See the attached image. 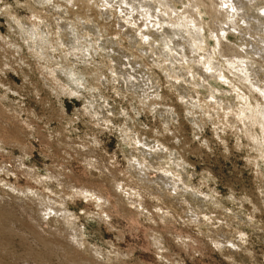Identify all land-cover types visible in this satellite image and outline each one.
Masks as SVG:
<instances>
[{
  "label": "rangeland",
  "instance_id": "374dc122",
  "mask_svg": "<svg viewBox=\"0 0 264 264\" xmlns=\"http://www.w3.org/2000/svg\"><path fill=\"white\" fill-rule=\"evenodd\" d=\"M45 1L0 0V205L8 211H18L19 218L8 216L10 220L14 217L11 221L16 222V228L28 230L33 225L32 208L44 197L55 207L65 205L66 216L70 217L65 219L63 213L47 212L38 206L40 212L34 216L41 217V227L50 232L65 227L66 223L74 225L79 233L78 242L67 231L69 237L64 231L65 235L56 234L55 241H70L74 245L73 255L86 263L264 264V144L262 151L254 146L236 119L241 104L237 94H248L249 82L241 84L216 50L212 54L214 61L224 64L223 70L232 83L210 77V89L207 83L200 85V79L169 78L163 70L165 61L161 64L160 55L156 54L160 33L152 25L146 28L145 16L143 19L138 16L135 27L120 26L118 14H123L125 9L118 7L116 0L99 2L114 7L109 10L110 15H103L104 10L97 6L87 8L82 0ZM168 1L175 14L185 8L192 9L203 24L200 29L203 52L216 49L211 14L214 8L225 5L219 7L213 0H198L194 8L193 0ZM251 18L237 20L236 26L226 31L223 42L233 48L239 45L247 48L252 51L251 57L262 59L264 65V21ZM64 25L76 26L82 36L81 43L84 33H90L99 48L95 50L88 40V50L72 52L68 45L69 28L64 29ZM37 26L47 31L50 41V47L47 45L39 56L33 46L38 40L29 30ZM144 30L145 40L140 36ZM82 46L86 47L83 43ZM59 63L66 64L63 68L75 64L74 69L82 75L98 73L104 78L99 86L93 82L95 77L90 83L97 87L93 95L98 97L100 106L93 109L94 114L108 128L97 129L95 120L86 125L84 121L91 118L78 116L84 111V99L70 94L57 97L53 90H59L55 81L62 83L66 78L61 73L54 80L50 72ZM187 67L194 72L200 70L193 62ZM128 71L129 84L124 79L128 78L125 76ZM258 77L264 89V69ZM106 80L115 82L106 84ZM145 94L150 98L141 104L137 98ZM210 94L222 108L213 103ZM252 94L249 93L252 103H263L259 92ZM121 110L127 114V122L125 116L118 115ZM167 111L171 113L169 119ZM165 124L167 132H164ZM121 125L140 137L139 145L146 144L139 151L151 166L148 181L143 177L136 179L134 172L127 177L122 175L131 149L123 148L120 131L112 130ZM259 129L255 127L254 131L262 138ZM157 132L161 135L157 136ZM96 133H99L96 136L99 148L86 143L87 137ZM160 145L166 151L148 152ZM174 156L185 167L178 168ZM90 159L97 162L96 168L87 167ZM166 169L172 174H167L170 182L162 185L161 174ZM177 176L188 190L180 184L173 185ZM78 187L94 189L95 195L76 193ZM118 187L123 188V193L116 190ZM22 191L31 197L33 193L34 198L22 196ZM14 194L20 199L12 198ZM105 200L107 204L103 203ZM34 227L45 235L41 228ZM1 230L0 264H69L55 249L50 253L54 256L52 261L38 262V255L32 254L29 243L20 235ZM155 239L161 242L156 245ZM33 250H38L37 246Z\"/></svg>",
  "mask_w": 264,
  "mask_h": 264
},
{
  "label": "bare ground",
  "instance_id": "6f19581e",
  "mask_svg": "<svg viewBox=\"0 0 264 264\" xmlns=\"http://www.w3.org/2000/svg\"><path fill=\"white\" fill-rule=\"evenodd\" d=\"M45 1V0H44ZM71 1H80V0H71ZM101 1H113V0H82V2H85L84 5L87 8H91L93 6H97L101 9H103L104 11L102 12L103 15H110V9L114 8L112 6H107L104 5L103 3H99ZM172 1V0H171ZM194 2L191 3V7H194L198 4V0H193ZM222 2H218L216 0H213V2L216 3V5H220L222 6V4L225 5V8L220 7L218 8H214L212 14H211V34H213V38L215 39V48L212 47L210 49H206L207 51L203 52V47H201V45H203L202 43L204 42V40L202 38H200V29L203 28V24L202 21H199V18H196V16L192 13V9H188L185 8L181 13L179 14H175L174 12H172V10H170L173 5H171L169 3L168 0H116V3L118 4V7H121L125 9L124 12H121L123 14H118V19L119 23H121L120 26H123L125 24H131L134 26V24H136L135 22H137V18L138 16H140L142 19L144 18V16L146 17L144 19L145 21V26L146 28H149L150 25L153 26V30L157 31L158 33H160V38H159V43H160V48L158 49V51L156 52L159 53L160 55V59L159 61L162 62L165 61L163 70L165 72V74H167L169 76V78L174 79L175 81H179V80H184L187 78L191 79V80H195V79H200L201 83L200 85H205L206 83L208 84V87L210 89H212V85L210 86V83L208 81V78L210 77H216L217 79L223 81V82H231V79L229 77H227L226 73L223 70L224 64L225 67L232 72V74L237 78V80L243 84L244 81L249 82L248 85V90L249 93L251 95L253 91L255 92H259L260 95H262L263 97V103L260 101H256L255 103H252L251 101V96L249 95V93H241V94H237V96H239L240 100H241V104L240 106H238L239 108V113L237 114V122L241 125V127L244 128L246 134L250 137V139L252 140V144H254V146L258 147L259 150L262 151V144H264V89L260 86L259 82V77L258 74L260 71L263 72L264 69V65L262 64V59L261 60H257L255 58H252V51L246 50L247 48L241 47L240 45L237 46V48H233L230 46H227L226 43L223 42V38L226 37V31L231 29V27H235L236 26V22L237 20L241 19V17L243 19H245L246 17H252L251 19H258L259 22H262V20L264 21V0H247V3H245L243 0H221ZM46 2V1H45ZM49 2V1H48ZM155 2V3H153ZM74 3V2H73ZM83 4V3H82ZM190 5V3H189ZM200 5V4H199ZM162 7L163 9H160L158 7ZM176 6V4H175ZM79 7V6H78ZM90 9V10H91ZM173 9V8H172ZM97 10V9H96ZM129 10V11H128ZM175 10V9H174ZM115 11V10H114ZM176 11V10H175ZM212 11V10H211ZM118 13V12H117ZM128 13V14H127ZM142 13V15H141ZM211 13V12H210ZM80 14V13H79ZM96 14V13H95ZM138 14V15H137ZM173 14V15H171ZM199 14V11H198ZM83 15V14H82ZM117 15V14H116ZM101 16V15H100ZM113 16V15H112ZM131 16V17H130ZM87 17V16H86ZM199 17L201 18V15L199 14ZM86 22H89L88 20L84 19ZM140 20V19H139ZM91 21V20H90ZM94 21V19H93ZM146 21H148V23L146 24ZM257 21V22H258ZM76 22H78L76 20ZM75 22V23H76ZM84 22V21H83ZM73 23V22H72ZM98 23V22H97ZM124 23V24H123ZM204 23V22H203ZM86 27V23L84 22ZM89 24V23H88ZM75 25V24H74ZM77 25V24H76ZM80 25V24H79ZM90 25V24H89ZM82 26V25H81ZM164 26L167 27L166 30H164ZM225 26V27H224ZM250 26V25H249ZM264 26V25H263ZM262 26V27H263ZM66 27L69 28V47L72 50V52H75L74 50H88V46H87V41L89 40L91 43V47L95 48V50H97L99 47L97 46V42L96 40H94L92 38V35L90 33H84V39L82 40L83 45H85L86 47L84 48L82 46L81 43V39L82 36H80L78 34V31L75 27H72L70 25H67ZM64 25V29L66 28ZM135 27V26H134ZM253 27V26H252ZM259 27V26H258ZM251 28V27H250ZM261 28V26H260ZM87 29V27H86ZM133 29V28H132ZM145 29V28H144ZM30 31L33 32L35 39L38 40L37 44L33 45L35 47V49H37L36 54L40 55L43 53L44 49H46L48 42L50 43L49 39H48V34L47 31H43V29L40 26L34 27V28H30ZM28 30V31H29ZM60 30V29H59ZM260 30V29H259ZM98 31V29H97ZM151 31V30H150ZM149 31V32H150ZM26 32V31H25ZM49 32V31H48ZM86 32V31H85ZM92 32V31H90ZM99 32V31H98ZM148 32V33H149ZM153 32V31H152ZM151 32V34H153ZM202 32V30H201ZM58 33V32H57ZM120 33V32H119ZM145 30L144 31H140V36L143 38H145L146 35H144ZM30 33H28L29 36ZM59 34V33H58ZM81 34V33H80ZM31 35V34H30ZM83 35V33L81 34ZM156 35V34H155ZM158 35V34H157ZM33 36V35H32ZM87 38H86V37ZM157 37V36H156ZM203 37V36H202ZM262 37V35H261ZM32 38V37H31ZM30 38V39H31ZM143 38V39H144ZM28 39V40H30ZM35 39L33 41H35ZM140 39V38H139ZM150 39V38H149ZM205 39V38H204ZM145 40V39H144ZM203 40V41H202ZM32 41V43H33ZM63 41V40H61ZM264 41V40H263ZM31 42V40H30ZM143 42V41H142ZM146 42V41H144ZM149 42V41H148ZM52 43V42H51ZM62 43V42H61ZM147 43V42H146ZM145 43V44H146ZM158 43V44H159ZM138 44V43H137ZM140 44V43H139ZM143 44V45H145ZM31 45V44H30ZM51 45V44H50ZM53 45V44H52ZM51 45V46H52ZM96 45V46H94ZM141 45V44H140ZM139 45V46H140ZM49 46V45H48ZM50 47V46H49ZM205 47V46H204ZM235 47V46H234ZM141 48V47H140ZM207 48V47H206ZM257 49V48H256ZM156 50V49H155ZM218 53H221V55H223V61L224 64H217L214 61V58L212 56V54H214V52L216 51ZM80 52V51H79ZM81 53V52H80ZM88 53V52H87ZM260 53V52H259ZM73 54V53H72ZM84 54V53H83ZM38 55V56H39ZM43 55V54H42ZM75 55V54H74ZM82 55V54H81ZM164 58V60H162V58ZM189 62H193L195 64V66L199 67L200 70L198 71H192L189 67H187ZM184 63H186L187 65H184ZM166 64V67H165ZM64 65H66L65 63H59L58 67L52 68V71L50 72L51 75H53V71L55 73V76H57L58 74H63L64 75V71L66 69H70L71 66H67L66 68H63ZM72 65V64H71ZM193 66V64H192ZM194 69V68H193ZM73 73H76L77 71L75 69H71ZM127 71V70H124ZM113 73V72H112ZM129 71L125 74V76H128V78H124L125 81L129 84L130 82V75L128 74ZM115 75L116 72H115ZM65 76V75H64ZM66 81L62 82L61 84H65L68 82L67 77L65 76ZM253 79V80H251ZM133 82V81H132ZM232 83V82H231ZM133 84V83H132ZM152 86V85H151ZM206 86V85H205ZM235 87V86H234ZM141 91H145V89L143 87L140 88ZM147 89V88H146ZM151 90V88H150ZM73 91H75V89L73 88ZM148 91V90H147ZM212 93L214 92V89L211 90ZM148 93V92H147ZM148 96V95H147ZM213 95L210 94V98L212 100ZM218 98V97H217ZM214 99V97H213ZM216 99V97H215ZM213 101V103L215 105H217L219 108L221 107V104H219L217 102V100ZM153 100V99H152ZM210 100V101H211ZM149 102V101H147ZM144 104V103H143ZM146 104V103H145ZM149 105V104H148ZM168 105V104H167ZM230 106V105H229ZM175 107V106H174ZM234 108V107H233ZM173 109V108H172ZM175 113V112H174ZM166 115L169 119V117L171 116L170 111H167ZM164 115V113H163ZM218 115V114H217ZM233 115V114H232ZM215 118V117H214ZM167 118H165V123H168ZM234 119V118H233ZM101 121V120H100ZM231 121V120H230ZM225 124V123H224ZM240 127V126H239ZM255 127H259L263 133V135L261 136L262 138H260L254 131ZM242 128V130H243ZM259 129V130H260ZM257 132V131H256ZM146 138V137H145ZM137 141L139 142L140 137L137 138ZM66 141V140H65ZM148 141V140H147ZM160 142V141H159ZM162 142V141H161ZM153 144V143H151ZM149 144V145H151ZM157 144H159L157 142ZM141 145V143H140ZM146 145L143 143V146ZM156 145V144H155ZM172 148V147H171ZM143 148H141L142 150ZM146 149V148H145ZM144 149V150H145ZM167 149V148H166ZM143 150V151H144ZM149 152V150H148ZM172 152V151H171ZM157 154V153H156ZM155 154V155H156ZM167 154V153H166ZM169 154V153H168ZM173 153H170L171 156ZM157 156V155H156ZM159 156V155H158ZM176 156V155H175ZM174 156V158H175ZM160 157V156H159ZM162 157V156H161ZM159 159V158H158ZM177 158L174 159V163H179L176 160ZM181 159V158H180ZM20 160V159H19ZM92 160V159H90ZM94 160V159H93ZM153 160V159H151ZM109 161V160H108ZM112 162V161H111ZM151 162V161H150ZM107 163V162H106ZM165 163V162H164ZM85 164V163H84ZM166 165V164H165ZM161 166V165H160ZM167 167H171V166H167ZM90 169V168H89ZM107 169V168H106ZM160 169V168H158ZM169 169V168H168ZM172 169V168H171ZM108 170V169H107ZM107 172V171H106ZM108 173V172H107ZM172 174L171 171L169 170H165L163 171V173L161 174L162 179L161 181L164 182L163 184H166V182H168V180H170V177L167 174ZM55 176V175H54ZM174 176V175H173ZM111 178V177H110ZM144 178V177H143ZM158 178V177H157ZM172 178V177H171ZM174 178V177H173ZM141 179V178H140ZM147 179V178H146ZM139 180V179H138ZM157 180V179H156ZM159 180V179H158ZM143 181V179H142ZM146 181V180H145ZM148 181V179H147ZM150 182V181H149ZM170 182V181H169ZM168 182V183H169ZM112 183V182H111ZM120 183V182H119ZM116 184V185H119ZM139 185H144V184H140L139 182H137ZM160 183V184H161ZM167 183V184H168ZM173 185L176 187V185H181L183 186L185 189L184 190H188L186 189V185L182 184V181H176V179H173L172 181ZM5 184V183H4ZM159 184V182H158ZM138 185V186H139ZM123 186V185H122ZM171 186V185H170ZM168 186V187H170ZM144 187L146 188V186L144 185ZM161 187V186H160ZM71 188V187H70ZM77 188V187H74ZM163 188V187H162ZM171 188V187H170ZM178 188L180 189V187L178 186ZM123 189V188H122ZM127 189V188H126ZM125 189V191L127 192V190ZM117 190V189H116ZM129 190V188H128ZM162 190V189H161ZM197 190V189H196ZM29 191V189H28ZM149 191V190H148ZM163 191V190H162ZM175 191V190H174ZM195 191V190H194ZM201 191V190H200ZM7 192V191H6ZM35 192V191H34ZM54 192V191H53ZM76 193H84V194H88L90 193V195H95L94 189L91 188H86L83 190L82 187H78L77 190H75ZM139 192V191H138ZM171 192V190H170ZM178 192V191H177ZM180 192V191H179ZM190 192V191H189ZM197 192V191H196ZM22 194V196L30 198V194L27 191H22L20 192ZM123 193V191H122ZM132 193V192H131ZM6 194V193H5ZM29 194V195H28ZM32 197L34 196L33 193ZM37 194V193H35ZM73 194V193H72ZM113 194H115L113 192ZM127 194V193H126ZM135 194V193H134ZM71 195V194H70ZM77 195V194H76ZM83 195V194H82ZM123 196V194H121ZM125 195V192H124ZM131 194H129L130 196ZM154 195V194H153ZM159 195V194H157ZM175 195V193H174ZM38 196V195H36ZM40 196V194H39ZM48 196V195H47ZM73 196V195H72ZM81 196V194H80ZM128 196V195H127ZM135 196V195H134ZM1 197V196H0ZM14 197L18 199H20L17 194H14V196L12 195V198ZM31 197V198H32ZM51 197V196H50ZM54 197V196H53ZM88 197V195H87ZM101 197V196H100ZM132 197V196H131ZM137 197V195H136ZM159 197V196H158ZM30 198V199H31ZM34 198V197H33ZM36 198V197H35ZM47 198V197H46ZM55 198V197H54ZM97 198L98 197H94ZM103 198V197H101ZM129 198V197H128ZM141 198V197H140ZM176 198V196H175ZM1 199V198H0ZM51 199V198H50ZM61 199V198H60ZM89 199V198H88ZM133 199V198H132ZM16 200V201H17ZM29 200V199H28ZM39 200V199H38ZM37 200V201H38ZM54 200V199H52ZM127 200V199H126ZM136 200V199H135ZM1 201V200H0ZM22 201V199H21ZM35 201V200H34ZM131 201V200H130ZM2 202V201H1ZM6 202V201H5ZM56 202V201H55ZM64 202V201H63ZM96 202V201H95ZM102 202V201H101ZM137 202H139L137 200ZM32 203V202H31ZM135 203V202H134ZM35 204V203H34ZM137 204V203H136ZM10 205V204H9ZM11 206V205H10ZM25 206V205H24ZM43 208V210H47V212H52V213H63V218L68 219L69 217L66 216V209H65V205L62 206H58L57 207H62L61 209L55 207L53 205V203L48 199L45 200L44 197H42L38 204H35V208H32V212L33 214H31V220L34 222L32 223L33 225L28 229V230H20L18 228H16V222L14 224L12 220V218L15 217L19 218V216H16V212L15 211L12 212L11 210L8 211L7 209H5L6 207L1 204L0 205V237H2L3 235V231L1 229H7L9 230V232L15 234V235H20L26 242L29 243V249L31 250L32 254L34 255H38V262H46V261H52L53 260V255H51L50 253H53V250H57L63 261L65 263H69V264H90V263H86L85 261H83V259H77L73 254H75L74 250L72 249V247L74 245L71 246V243H69L70 241L67 242H56L55 241V236H57L59 233L64 234V231L66 232H70V234L72 235L71 239H74L75 242H78V236L79 233L77 232V229H75L74 225H71L66 223L65 227L63 228H57L56 231L50 232L49 230L47 231L46 229L41 227V220L40 218L37 216H34L35 212H40L39 208ZM191 206V205H190ZM189 206V207H190ZM27 207V206H26ZM139 207V206H138ZM15 208V207H14ZM5 209V210H4ZM191 209V208H190ZM13 210V209H12ZM17 210V209H16ZM187 211V209H186ZM193 211V210H192ZM23 212V211H22ZM28 212V211H27ZM44 212V211H42ZM41 212V213H42ZM46 212V213H47ZM194 212V211H193ZM197 212V211H196ZM20 213V212H19ZM24 213V212H23ZM22 213V214H23ZM30 213V212H29ZM51 213V214H52ZM195 213V212H194ZM44 214V213H43ZM50 214V215H51ZM68 214V213H67ZM193 214V213H191ZM45 215V214H44ZM47 215V214H46ZM72 215V214H71ZM8 216H14L11 218V220L9 219ZM23 216V215H22ZM60 216V215H59ZM166 216V215H165ZM180 216V215H179ZM194 216V215H193ZM198 216V215H197ZM62 218V220H64ZM72 218V217H71ZM166 218V217H165ZM73 219V218H72ZM71 219V221H72ZM44 220V218H43ZM70 220V219H69ZM75 220V219H73ZM17 221H21L17 220ZM67 221V220H66ZM185 222V221H184ZM18 223V222H17ZM64 224V222H62ZM62 224V225H63ZM11 226V227H10ZM37 226L38 228H41V232L44 233L45 235H41L37 229H35ZM79 227V226H78ZM22 229V228H21ZM24 229V228H23ZM66 232V234H67ZM74 232V233H73ZM155 233V232H154ZM57 234V235H56ZM65 235V234H64ZM68 235V234H67ZM60 236V235H58ZM66 237V236H65ZM69 237V235L67 236ZM66 237V238H67ZM71 237V236H70ZM62 238L63 235H62ZM155 238V237H154ZM158 238V237H157ZM214 238V237H213ZM6 239L9 240H13V238L11 236H6ZM65 239V238H64ZM84 239V238H83ZM70 240V239H69ZM72 240V241H74ZM85 240V239H84ZM1 242H7L4 240H1ZM159 242H161V240L159 241L158 239L154 240V243L157 245ZM37 246L38 250H33L34 247L33 245ZM78 244V243H77ZM164 244V243H163ZM76 246V244H75ZM211 246V245H210ZM80 247V245L78 246ZM221 248V247H220ZM97 249V248H96ZM91 252V251H90ZM99 252V251H98ZM94 255V254H93ZM57 256V255H55ZM162 260V259H161Z\"/></svg>",
  "mask_w": 264,
  "mask_h": 264
},
{
  "label": "clouds",
  "instance_id": "9594fccd",
  "mask_svg": "<svg viewBox=\"0 0 264 264\" xmlns=\"http://www.w3.org/2000/svg\"><path fill=\"white\" fill-rule=\"evenodd\" d=\"M77 63H81V61H77ZM76 67L75 64L71 65L70 69H66L64 71V75L67 77L68 82L65 84H61L60 81H55V84L58 86L59 90L53 89L55 91V94L57 97L61 94H70L74 96H78L85 100V107L83 113H78V116L80 118L83 117H90L91 119H86L84 122L85 124H91L93 120L96 121L95 127L97 129H104L108 128L109 126L106 123L100 122V120L96 117L94 114L93 109H99V105L97 104V96H94L93 93L97 92V87H93L92 83H90V80L94 79V83L99 86L100 80L104 79L102 76H99L98 73H92L91 75L88 74H80L78 71L76 73H73L71 69H74ZM53 79L55 80V73L53 71ZM115 81H105L106 84H112ZM51 87V85H49ZM73 88L75 91H73ZM150 97L145 94L144 96L138 97L140 103L143 104L146 99ZM156 99H159L157 96ZM106 103V102H105ZM136 101L133 100V104H135ZM118 115L125 116L126 122H127V114L121 110ZM171 122V121H170ZM112 130L120 131L121 133V141L123 144V148L131 149L130 152H128L126 159H127V167L125 168L122 175H125L126 177L129 176L131 173H135L136 179H139L140 177L147 178V174L151 171V166L147 164V161L143 159L144 153L139 151L142 145H139V142L136 139V133L132 131L131 129H126L124 125H121L118 129L113 127ZM168 131V125L165 124L164 126V132ZM99 135V133H96L90 137H87L86 143H89L90 147L99 148L100 147V141L96 139V136ZM157 136L161 135L160 132L156 133ZM150 152H164L166 151L163 147V145H160L159 148L152 147L149 149ZM171 161V158L169 157V162ZM87 167L89 168H96L97 162L95 160L87 161L86 162ZM115 164V162H113ZM178 168H183L185 165L183 162H179L176 165ZM158 170V169H157ZM106 171V169H105ZM176 181H179V177H176ZM113 183L115 184V179L113 180ZM117 190L122 191V188H117ZM103 203L107 204V200L103 201Z\"/></svg>",
  "mask_w": 264,
  "mask_h": 264
}]
</instances>
